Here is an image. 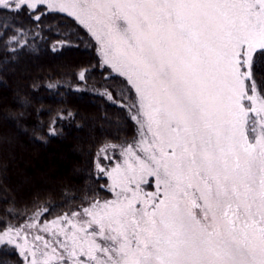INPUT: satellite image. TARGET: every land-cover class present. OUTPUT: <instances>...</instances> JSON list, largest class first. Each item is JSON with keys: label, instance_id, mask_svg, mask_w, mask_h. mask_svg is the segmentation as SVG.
Wrapping results in <instances>:
<instances>
[{"label": "snow or ice", "instance_id": "snow-or-ice-1", "mask_svg": "<svg viewBox=\"0 0 264 264\" xmlns=\"http://www.w3.org/2000/svg\"><path fill=\"white\" fill-rule=\"evenodd\" d=\"M81 44L46 86L95 95V73L117 109L82 162L12 172L31 99L0 93V264H264V0H0L4 64Z\"/></svg>", "mask_w": 264, "mask_h": 264}, {"label": "trees", "instance_id": "trees-1", "mask_svg": "<svg viewBox=\"0 0 264 264\" xmlns=\"http://www.w3.org/2000/svg\"><path fill=\"white\" fill-rule=\"evenodd\" d=\"M47 23L55 26L58 21L50 20ZM61 27L67 39L75 44L76 33H69L66 25ZM83 48L84 44H81L79 49L66 47L53 54L48 51L47 45H41L37 51L29 49L19 52L16 61L14 63L10 61L8 64L2 62L3 53H0V93L11 97L18 90L21 95L27 94L31 99V104L27 108L29 132H21L17 143L13 146L16 161L11 167L12 172L20 169L31 171L34 166L55 172L66 169L73 162H82V157L75 150V146L87 143L92 136L99 137L100 124L106 123L102 120L103 115H107L112 120L116 119L117 109L102 96L104 89L100 87L101 82L95 73L89 79L90 83L96 84L95 95L89 90L76 92L61 88L60 91L66 93L62 97L55 86L52 88L46 86L61 81L66 74L75 70V65L85 56ZM87 55L91 57L92 54L88 52ZM33 81L39 84L35 90L28 87ZM64 100L70 102L77 110L76 119L81 115L87 119L80 128L74 127L75 121L65 124L64 135L50 137L45 144L32 132L39 131L43 134L48 123V110L56 109ZM37 109L41 110L37 112ZM2 112L3 109H0V115Z\"/></svg>", "mask_w": 264, "mask_h": 264}, {"label": "rangeland", "instance_id": "rangeland-1", "mask_svg": "<svg viewBox=\"0 0 264 264\" xmlns=\"http://www.w3.org/2000/svg\"><path fill=\"white\" fill-rule=\"evenodd\" d=\"M144 170H145V172H147V171H150V170H152V169L149 168L147 164H145V165H144Z\"/></svg>", "mask_w": 264, "mask_h": 264}]
</instances>
